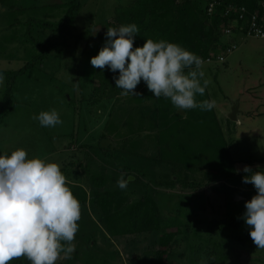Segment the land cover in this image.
Masks as SVG:
<instances>
[{"label":"rangeland","instance_id":"1","mask_svg":"<svg viewBox=\"0 0 264 264\" xmlns=\"http://www.w3.org/2000/svg\"><path fill=\"white\" fill-rule=\"evenodd\" d=\"M128 1L80 0L72 25L63 32L40 24L57 23L64 16L67 0L0 1V71L12 72L35 62L33 69L12 82L13 101L18 104L0 125V152L23 148L29 158L57 162L64 175H74L67 180L81 206L73 241L76 246L83 242L78 235L88 236L100 249L117 251L121 264H198L201 258L214 257L222 259L221 264H264V249H256L248 227L239 218L244 202L255 195L251 184L242 183L245 174L240 170L245 165L253 171L264 170V40L245 39L239 33L221 38L223 45L233 39L235 48L226 56L225 66H202L211 82L196 100L214 101L209 110L186 109L176 120L177 110L170 101L154 98L142 81L135 89L140 95L133 96L140 100H129L133 97L112 90L92 102L98 81L84 78L83 67H92L90 58L103 46L106 28L114 25L115 7ZM25 34L26 39L30 36L52 43L53 50L44 54L40 47L22 44ZM84 34L86 40L75 45L76 37ZM80 41L84 45L78 52ZM40 56L42 60H38ZM6 87L3 80L0 106ZM234 104L238 106L236 120L231 121L227 115ZM52 108L62 124L39 126L35 116ZM106 125L112 127L111 133L100 139ZM164 129L172 132L160 141ZM221 137L236 174L220 175L201 188L186 186L189 183L183 182H205L208 172L215 173V169L208 171L206 160L216 156V142ZM101 140H108V146L112 144L126 155L116 157L119 167L95 147ZM204 146L209 147L207 152L200 151ZM197 147L200 168H183L184 159L176 155L182 152L185 157ZM121 176L129 180L124 189L117 186ZM97 179L101 182L94 183ZM104 192L118 194L114 197H120L123 207L148 193L159 208L162 225L177 231L166 250L159 249L158 234L105 236L91 201L93 193ZM222 223L238 226L223 227ZM211 225L209 243L197 242L192 229L197 228L201 235ZM197 244L205 247V253L193 263L192 247ZM63 260L61 257L56 264Z\"/></svg>","mask_w":264,"mask_h":264},{"label":"clouds","instance_id":"2","mask_svg":"<svg viewBox=\"0 0 264 264\" xmlns=\"http://www.w3.org/2000/svg\"><path fill=\"white\" fill-rule=\"evenodd\" d=\"M135 23L108 27L105 41L89 60L93 68L118 73L113 76L122 96H139L142 81L154 98H165L175 110H209L214 101H197L210 84L203 70L204 60L181 45L165 39L147 38L133 48L138 33ZM4 80L0 72V83ZM39 126L62 124L55 108L35 116ZM240 171L242 183L255 189L239 217L248 227V236L256 249H264V170L253 171L245 165ZM128 178L121 176L117 186L124 189ZM57 162L38 156L29 158L23 148L0 152V264L25 257L30 264H56L71 259L80 220V203ZM198 264H208L201 258Z\"/></svg>","mask_w":264,"mask_h":264},{"label":"trees","instance_id":"3","mask_svg":"<svg viewBox=\"0 0 264 264\" xmlns=\"http://www.w3.org/2000/svg\"><path fill=\"white\" fill-rule=\"evenodd\" d=\"M1 3L3 0H0ZM213 2L214 6L211 12H207L208 5ZM264 1L262 0H202L201 2L196 0H183L182 3L178 4L176 0H131L127 3H118L113 12L114 25L110 27H118L120 25H126L129 23H135L138 27V33L133 38V48L140 47L143 45L144 40L151 38L153 40L165 39L169 42L177 43L187 50L195 53L204 60L203 66H225V62L216 63L208 62L210 53H214L216 48L221 45V38L224 36L223 29L229 27L232 32H236V28L232 29L231 21L236 16V10L240 7L245 9V14L255 15L256 23L261 26L264 30ZM9 7V6H8ZM66 11L64 16L59 19L57 23H45L40 24L44 27L54 29L59 32H63L70 28L73 23L75 16L77 15L81 4L80 0H67ZM234 8V9H231ZM229 10L226 15V11ZM5 16V15H2ZM86 34L77 36L75 39V45L79 40H86ZM27 34L24 35L26 39ZM261 40V39H260ZM22 44H28L31 47L37 46L43 49V53L47 54L53 50L54 45L50 42H38L33 37H27L26 41ZM38 60H42V56ZM35 62L32 60L24 64L18 70L15 71H0L3 72L4 80L7 83V87L3 91L1 97L0 106V125L4 122L5 118L11 113L13 108L18 104L13 101V85L14 78L18 77L24 72H28L34 68ZM84 78L92 81V78L98 81L97 89H94L92 96H94L92 102L95 100H101V95L106 92L121 91L116 88L113 82V76L118 75L115 72H109L107 66L103 70L100 68H88L87 65L83 67ZM96 93H99L98 96ZM140 100V97H133L129 100ZM70 100V99H68ZM96 101V102H97ZM168 104V102H167ZM176 120L180 119V115L174 112ZM112 127L106 125L105 129L100 132V139L105 138L111 131ZM171 129H164L160 133V141L168 138L171 135ZM111 133V132H110ZM137 142V141H136ZM135 144V142H134ZM218 149H216V156H210L208 162V171H214L215 173L208 172V176L205 182L193 184L192 182L186 186L190 187H203L213 181L217 180L220 175L223 177H229L235 173L232 161L229 159L228 152L225 149L223 137L216 142ZM121 145H118V147ZM103 156L107 157L110 163L116 167L119 159L116 157L126 156L120 152L121 149H117L112 144L103 149L98 141L96 146ZM197 147L195 151H190V155L184 157L183 153L179 155L182 167L185 169L195 168L199 169L198 166L201 159L198 157ZM177 150H179L176 147ZM208 146L200 148L201 152H207ZM208 153H205V155ZM115 157V158H114ZM216 157V158H215ZM126 161V160H125ZM124 161H121V165ZM120 165V166H121ZM138 172V170H137ZM141 175H143L141 173ZM66 178L74 177L73 174H65ZM75 179V178H74ZM101 179H97L94 183H100ZM118 194L104 193H93L91 195V201L96 206L97 212H99L98 223L104 231L105 236L114 239L123 237L125 235H139V234H158V245L159 249L166 250L167 246L171 244L172 236L177 234V231H171L170 228L162 225V216L160 214L158 206H156L154 200L148 193H144L141 197L133 203L122 206V200ZM223 227L234 226L232 223H222ZM195 229V231H194ZM193 235L197 242L209 243V239L212 225L207 226L204 230V234H198V229L194 227ZM175 232V233H174ZM170 236V237H168ZM82 238V244L74 245L75 251L71 254V259H64L62 264H121L120 256L114 249H108L105 251L100 249L92 243L90 237ZM171 238V239H170ZM102 250V251H101ZM192 253L194 255L193 263H196L197 256L205 253V247H201L197 244V247H192ZM157 255V252L156 254ZM113 260V262H111ZM117 260V261H114ZM208 263H222L220 258H212L208 260ZM9 264H30V262L23 256L13 259Z\"/></svg>","mask_w":264,"mask_h":264},{"label":"built area","instance_id":"4","mask_svg":"<svg viewBox=\"0 0 264 264\" xmlns=\"http://www.w3.org/2000/svg\"><path fill=\"white\" fill-rule=\"evenodd\" d=\"M214 3L211 2L208 5L207 12H211L213 9ZM234 9V8H231ZM229 10L226 11V15L228 14ZM237 18L231 21L232 29L236 28V32H232L230 28L225 27L223 29L224 36L228 37L232 36L231 34H241L242 37L246 38H255V39H263L264 40V30L261 28L259 24L256 23L255 15L247 16L245 14V9L240 7L236 10ZM229 42L225 45H219L214 53H210L208 58V62H216V63H223L225 61L226 56H228L235 48L233 39L228 40Z\"/></svg>","mask_w":264,"mask_h":264},{"label":"water","instance_id":"5","mask_svg":"<svg viewBox=\"0 0 264 264\" xmlns=\"http://www.w3.org/2000/svg\"><path fill=\"white\" fill-rule=\"evenodd\" d=\"M182 1H183V0H176V2H177L178 4L182 3ZM83 45H84V42H83V41H80V42L78 43V47H77V51H78V52L82 49ZM237 108H238V106H237L236 104L232 105L231 111H230V113L227 115V118H228L229 120H231V121H235V120H236V112H237ZM177 114L182 115V114H183L182 110H179V109H178V110H177ZM107 144H109V141H108V140H101V141H100V146H101L103 149L107 148V146H108Z\"/></svg>","mask_w":264,"mask_h":264}]
</instances>
